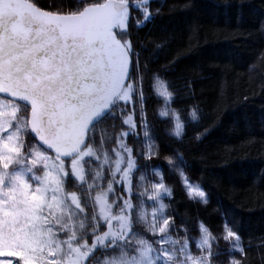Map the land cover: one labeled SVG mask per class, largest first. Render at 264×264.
Returning a JSON list of instances; mask_svg holds the SVG:
<instances>
[{
	"label": "trees",
	"instance_id": "16d2710c",
	"mask_svg": "<svg viewBox=\"0 0 264 264\" xmlns=\"http://www.w3.org/2000/svg\"><path fill=\"white\" fill-rule=\"evenodd\" d=\"M23 1L66 17L109 0ZM116 1L131 7L114 36L131 57L132 102H113L90 128L82 178L78 155H52L78 201L80 248L108 229L99 198L117 213L130 204L129 235L86 264H264V0H151L147 18L140 0ZM0 99L27 151L51 155L30 132V108Z\"/></svg>",
	"mask_w": 264,
	"mask_h": 264
},
{
	"label": "water",
	"instance_id": "95a60500",
	"mask_svg": "<svg viewBox=\"0 0 264 264\" xmlns=\"http://www.w3.org/2000/svg\"><path fill=\"white\" fill-rule=\"evenodd\" d=\"M128 6L109 0L53 17L0 0V95L30 108V132L49 153H79L127 80L130 57L113 31Z\"/></svg>",
	"mask_w": 264,
	"mask_h": 264
},
{
	"label": "crops",
	"instance_id": "0c3cea01",
	"mask_svg": "<svg viewBox=\"0 0 264 264\" xmlns=\"http://www.w3.org/2000/svg\"><path fill=\"white\" fill-rule=\"evenodd\" d=\"M0 101V264H86L76 245L75 196L64 192L61 163L27 151L24 131Z\"/></svg>",
	"mask_w": 264,
	"mask_h": 264
},
{
	"label": "rangeland",
	"instance_id": "374dc122",
	"mask_svg": "<svg viewBox=\"0 0 264 264\" xmlns=\"http://www.w3.org/2000/svg\"><path fill=\"white\" fill-rule=\"evenodd\" d=\"M151 2V0H140L139 3L134 5V8H139L145 13V18L150 16L148 4ZM131 13V7H126L115 19V29L118 31H125L128 26V21ZM131 58V57H130ZM134 83L132 81H127V83L122 86V88L118 91V93L112 98L111 102L120 101L124 103H131L132 102V96L134 94ZM0 101H2L0 99ZM131 116L127 119V125L131 129L134 127L133 123L130 121ZM130 121V122H129ZM90 151L84 150L79 153V156L74 158L72 162V169L74 173L77 175V177L82 178L83 177V167H82V161L89 157ZM60 163L63 164L62 160L57 158ZM129 157L124 156L123 159H120V165L118 171L122 168V166L128 165L129 170L126 171L124 175V181L126 186V192L130 196L131 195V183H130V174H131V165L132 162H129ZM61 164V167L63 168V165ZM64 171H65V165H64ZM76 204L78 203L77 198H75ZM99 207H100V213L102 218L107 222L108 229L107 231L99 235L95 241L92 244L93 249H98L101 246L106 245L107 243L111 242V246L115 244V242L125 239L129 233L131 232V216H130V204L129 202L126 204L125 210H121L118 213L113 208V206L108 202V197L104 196L98 199ZM136 261H141L143 257L141 258L139 255L135 257ZM79 261L87 262L88 259H84V255H81L79 257Z\"/></svg>",
	"mask_w": 264,
	"mask_h": 264
}]
</instances>
